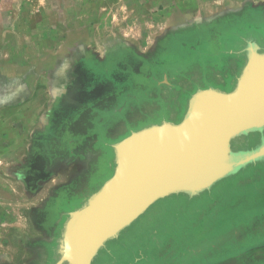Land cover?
<instances>
[{
    "label": "rangeland",
    "instance_id": "1",
    "mask_svg": "<svg viewBox=\"0 0 264 264\" xmlns=\"http://www.w3.org/2000/svg\"><path fill=\"white\" fill-rule=\"evenodd\" d=\"M251 39L264 45V0H0V264L54 262L111 144L180 121L199 86L231 90ZM227 177L157 200L93 264H264V159Z\"/></svg>",
    "mask_w": 264,
    "mask_h": 264
},
{
    "label": "water",
    "instance_id": "2",
    "mask_svg": "<svg viewBox=\"0 0 264 264\" xmlns=\"http://www.w3.org/2000/svg\"><path fill=\"white\" fill-rule=\"evenodd\" d=\"M244 51L246 61L231 90L199 88L180 121L151 124L111 144L113 172L83 205L68 212L59 257L51 264H93L106 242L157 200L198 194L264 159V51L250 54L246 46ZM255 131L261 134L256 147L231 148L232 139ZM251 150L249 157L228 161L229 155Z\"/></svg>",
    "mask_w": 264,
    "mask_h": 264
},
{
    "label": "flooded vegetation",
    "instance_id": "3",
    "mask_svg": "<svg viewBox=\"0 0 264 264\" xmlns=\"http://www.w3.org/2000/svg\"><path fill=\"white\" fill-rule=\"evenodd\" d=\"M234 37H231V36H229V37H227L226 39H230L229 41L231 42V40H234V41H239V43H240V41H242V43H241V46H243V44H244V40H243V36H242V34H238V36L236 35H233ZM249 42H252L253 43V48H254V50H257V45L259 46V50H257V51H264L263 50V47H264V45H261V43L257 40V39H251V40H247L246 41V47H247V49H248V46H249ZM257 44V45H256ZM240 48H242V47H240ZM246 53H247V51L245 52V51H242V50H240V51H238V53H235V54H238V55H240L241 57L242 56H244L245 55V58H246ZM246 61V60H245ZM245 63V62H244ZM164 71V70H163ZM163 71L161 70L160 72L162 73V79H163ZM166 76H167V74H166ZM166 78V77H165ZM164 78V79H165ZM237 78V77H236ZM156 80L155 82V87H156V95H159V100H161L162 98V95L163 96H165L166 94H164V93H166V92H162V90L161 89H163V88H161V87H165V88H167V87H169L171 84L167 81V79H166V81L165 82H162L163 80ZM236 82V81H235ZM154 83V82H153ZM201 88H205V87H201ZM162 92V93H161ZM192 94V93H191ZM190 97V96H189ZM189 97H188V99H189ZM168 99H170V98H168ZM165 100V99H164ZM146 115H150V114H148L147 113V111H143V112H141V113H139V114H135L134 115V117H133V120H136V119H141V118H143L144 119V117L146 116ZM184 115V114H183ZM183 115H182V117H183ZM57 116H58V114H54V117H53V122H54V120L56 121L57 120V122H58V118H57ZM57 118V119H56ZM162 121H172V122H178V120H161V121H157V120H155V123L154 124H157V123H161ZM250 134H247V135H245V136H237V137H235L234 139H232L231 140V148L233 149V150H238V149H240V148H244V146H245V143L246 142H248V140L249 139H246V138H248V136H249ZM244 151V150H243Z\"/></svg>",
    "mask_w": 264,
    "mask_h": 264
},
{
    "label": "bare ground",
    "instance_id": "4",
    "mask_svg": "<svg viewBox=\"0 0 264 264\" xmlns=\"http://www.w3.org/2000/svg\"><path fill=\"white\" fill-rule=\"evenodd\" d=\"M249 45L252 46V48L250 50L248 48V53H250V54L256 53L257 50H254L253 43L249 42ZM253 152H254V150L251 151L250 153L243 152L242 154L237 153V154H234V155H229L228 161H230V162L233 161L235 163V162L239 161L242 158L251 156L252 154H254Z\"/></svg>",
    "mask_w": 264,
    "mask_h": 264
},
{
    "label": "trees",
    "instance_id": "5",
    "mask_svg": "<svg viewBox=\"0 0 264 264\" xmlns=\"http://www.w3.org/2000/svg\"><path fill=\"white\" fill-rule=\"evenodd\" d=\"M200 88V86L199 87H197L196 89H195V91L197 90V89H199ZM241 171V169L240 170H238L237 172H235V173H233V174H231V175H229L228 177H227V179L229 178V177H238V173ZM236 175V176H235ZM185 195H187V196H190V195H188L187 193H185ZM192 196H194V195H191L190 197H192Z\"/></svg>",
    "mask_w": 264,
    "mask_h": 264
},
{
    "label": "crops",
    "instance_id": "6",
    "mask_svg": "<svg viewBox=\"0 0 264 264\" xmlns=\"http://www.w3.org/2000/svg\"><path fill=\"white\" fill-rule=\"evenodd\" d=\"M194 92H195V91H194ZM194 92H193V93H194ZM193 93H192V94H193ZM192 94H191V95H192ZM191 95H190V96H191Z\"/></svg>",
    "mask_w": 264,
    "mask_h": 264
}]
</instances>
